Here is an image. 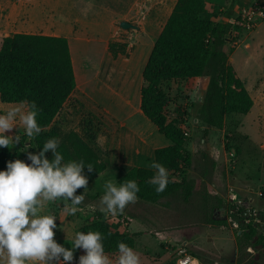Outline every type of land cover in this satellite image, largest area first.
I'll use <instances>...</instances> for the list:
<instances>
[{
	"label": "rangeland",
	"instance_id": "rangeland-1",
	"mask_svg": "<svg viewBox=\"0 0 264 264\" xmlns=\"http://www.w3.org/2000/svg\"><path fill=\"white\" fill-rule=\"evenodd\" d=\"M45 1L50 21L55 18L56 21L70 22L75 18H82L90 25H94L105 23L102 17L104 11L119 13L127 8L132 0ZM13 2L23 5L24 0H0V48L5 37L15 34V27L9 23L8 16L9 4ZM220 9L217 15L232 23L229 62L241 79H245L247 86L252 88L256 76L264 69V15L257 17V23L252 29L237 23L249 12L258 13L260 9L264 10V1L229 0ZM165 19L164 16L161 21L165 23ZM139 21L138 19L133 24L139 26ZM159 26L154 30V34L143 35L138 34L139 30L126 31L117 25L119 33H111L113 37L111 42L126 43L128 48L126 55H119L115 60L131 57L133 61H137L142 50L145 47L149 48L148 44L153 42L152 36L156 40L155 36L161 29V23ZM101 31L98 32L96 27H92L87 33L79 34L82 40L76 42L77 48L75 35L71 38L73 54L75 56L76 53L80 60L83 67L82 75L89 81L87 89L94 96L95 83H91L94 75L101 74V78L104 79L109 68L110 71L117 69L124 72V77L127 78L132 63L125 64L122 60L114 62L111 52L108 53L104 48V39L109 34L108 28L102 27ZM131 35L136 37L133 39ZM131 45H134L133 48ZM102 61L103 70H99L98 64ZM110 61L114 62L111 67ZM259 80H264V77ZM96 83L98 84L97 80ZM208 83L209 77L206 76L194 81L163 84L166 92L175 101V104L168 107L169 115L171 118L175 116L183 119V129L187 134L185 145L193 158V166L188 174L192 182L190 196L177 194L156 204L136 199L126 205L123 212H117L115 215H106L100 211L101 207H106L99 203L104 191V181L112 179L118 183L121 176L131 168L150 167L152 162L146 157H149L156 148L169 146L171 142L143 114H134L123 108L119 111L120 107H114V110L118 111L113 115L104 112L102 108L93 110L79 98H75L74 92L52 127L62 135L76 132L84 137L96 150L100 159L108 164V169L87 185L85 200L77 207L74 215L62 212L61 206L64 202L59 199L45 206V212L54 213L60 219H57L55 229L62 233L58 239L59 243L71 248L69 243L76 230L101 218L120 232L138 234L136 252L140 257V264H175V251L183 246L189 254L198 258L201 264H239L238 260L243 258L244 253L239 251L237 232L225 218L227 211L223 213L218 209L215 197H225L226 202L230 189L234 188L242 197L254 198L256 207L264 210V195L258 196L259 192L264 194V89L261 90L259 82L257 88L252 91L257 103L248 115L230 114L226 117L222 130L212 129L205 135V127L200 121L199 114ZM19 106L21 105L4 103L0 99V114L6 113L9 108ZM22 110H27L26 105ZM126 125L135 133L134 136L130 137ZM14 126L8 134L15 135L20 129L23 135V125L18 117L14 121ZM142 138L149 146H145V158L137 159L133 157V147L135 142H140L139 139ZM34 141L35 138H29L24 141L28 144L27 147L21 144L11 150L38 153ZM232 153L236 154L235 163L234 167L229 169L228 161ZM247 185L254 189V193L246 189ZM83 192L84 190L80 194ZM211 215H215L218 220H226L227 224L215 225L210 220ZM62 227L64 232L61 230ZM260 228H257V231L264 237V226ZM81 254L83 250L77 249L72 264H78ZM253 255L256 258L254 264H264V252L256 251ZM109 258L112 264H116V256Z\"/></svg>",
	"mask_w": 264,
	"mask_h": 264
},
{
	"label": "trees",
	"instance_id": "trees-1",
	"mask_svg": "<svg viewBox=\"0 0 264 264\" xmlns=\"http://www.w3.org/2000/svg\"><path fill=\"white\" fill-rule=\"evenodd\" d=\"M207 13L206 0H178L144 68L140 109L172 144L155 150L154 161L163 164L168 170L169 182L163 192L157 193L156 185L150 182L156 171L151 167H133L119 179L118 183L136 180L140 188L137 199L142 202L156 204L177 194L186 197L190 196L192 190L188 174L193 166V158L185 145L187 134L183 129V119L175 116L171 118L169 115L168 107L175 101L164 89V83H182L209 77L199 114L205 135L212 129L222 130L228 115H248L255 105L245 82L229 62L231 21L224 18L208 19ZM127 48L126 43H109V51L114 58L126 55ZM76 87L71 48L66 37L15 33L3 39L0 48L1 101L15 104L24 100L35 101L40 109L37 120L42 129L34 141L37 152L42 149L46 139L59 138L58 150L65 160L83 159L86 164L94 166L91 173L87 168L84 169L90 184L108 169V164L78 133L62 135L52 127ZM9 147L0 148V170L6 168L8 160H27L26 152H13L11 145ZM46 155L52 159L51 151ZM83 190L82 187L76 192L80 194ZM215 200L218 209L223 206L222 197L217 196ZM246 205L245 202L242 207ZM261 216L264 218V211ZM210 220L215 225L227 224L226 220H218L215 215H211ZM257 228L260 227L249 225L236 231L239 251L244 253L243 258L238 260L239 264L256 262L253 253L258 250L263 239ZM78 230L103 233L105 252L109 256L117 257L116 246L119 241L136 251L137 233L120 232L101 218Z\"/></svg>",
	"mask_w": 264,
	"mask_h": 264
},
{
	"label": "clouds",
	"instance_id": "clouds-1",
	"mask_svg": "<svg viewBox=\"0 0 264 264\" xmlns=\"http://www.w3.org/2000/svg\"><path fill=\"white\" fill-rule=\"evenodd\" d=\"M20 105L0 114V148L10 149L12 145L13 149L21 144L27 147L24 141L34 139L42 130L37 120L40 112L37 103L24 100ZM25 105L27 110H22ZM17 117L23 125V135L20 129L17 134L9 135ZM59 144V138L50 137L44 141L38 153L26 151L27 160H8L6 168L0 170L2 264H27L28 261H36L38 264H72L77 249L83 250L78 264H112L105 252L104 234L100 231H76L69 243L71 248L54 238L59 218L54 213L45 212V206L59 199L64 202L62 212L74 215L88 191L89 178L84 169L87 168L89 173L94 170V166L86 164L83 159L65 160L58 150ZM49 151L52 159L46 155ZM150 167L156 170L150 182L156 185L157 193L163 192L169 182L168 170L156 161ZM82 187L84 192L76 194V190ZM103 189L99 203L106 206L100 208L106 215L123 212L126 205L137 199L140 191L136 180L116 183L108 179L104 181ZM61 230L64 232L63 227ZM116 247V264H140L138 253L128 244L119 241Z\"/></svg>",
	"mask_w": 264,
	"mask_h": 264
},
{
	"label": "crops",
	"instance_id": "crops-1",
	"mask_svg": "<svg viewBox=\"0 0 264 264\" xmlns=\"http://www.w3.org/2000/svg\"><path fill=\"white\" fill-rule=\"evenodd\" d=\"M177 1L178 0H132L129 6L125 9H122L119 13L113 14L107 10L104 11L102 17L105 23H96L94 25H90L85 20H82V18H75L74 21H70V22H64L61 20L56 21L55 18L52 21H50L48 14L46 13L47 11H46L45 0H24L23 5H17L16 2H13L9 4L8 16H9V23L15 27L14 28L15 33L66 37L69 40L73 66L77 81V87L75 89V98H79L81 101L87 104V107L89 106V108H93V110L94 109L98 110L99 108H102L104 112L112 115L114 113H117L116 111H118V110H114V107H120L119 111H121V109L123 108V110L129 109L131 113L134 114H143L140 109L141 89L144 84L143 71L148 62L154 44L156 42L154 36L151 35L153 37L152 40L153 42L151 44H148L149 48L146 49L145 47L142 50L139 59L137 61H133L131 57L126 59L119 58L116 60L113 57L115 63L119 62L120 60H122L125 64L132 62L130 64L131 67L130 75L127 76V78L124 77L125 76L124 72L117 69L116 70L111 69L112 71H110L109 68L107 70L104 79L101 78V74L94 75L92 82L91 81L90 82L95 83V93L98 96L96 95L94 96L87 89L89 85V81H87L86 78L83 77L82 64L80 63V60H78L76 53L75 56L73 54L71 38L73 35H75V48H77L76 42L82 40L78 36L79 34L87 33L89 29H92V27L94 28L96 27V30H98V32H102L101 31L102 27H107L109 34L107 33L108 35L104 39V48L109 53L110 52L109 43L113 38L111 33L112 32H114V34L119 33L117 29V25H120L122 21H129L134 23L138 19L140 20L139 21L140 29L138 34L141 33L143 35L154 34L155 33L154 30L161 23V29L157 32L155 36L158 38L165 23L167 22L168 18L173 12V9ZM206 1L208 4V13L206 15V18L213 20L221 19V17L218 16L217 14L221 10L220 9L221 6L227 3L229 0H206ZM164 16L166 17L165 23L161 21L164 18ZM135 37L136 35H131V38L134 39ZM133 46L134 45H131L130 47L133 48ZM233 58L234 57H232V60H234ZM114 62L110 61L109 66L111 67V65H113ZM98 66H99V70H103L101 69L103 66V61L101 62V64H98ZM260 72L261 73L256 76L252 88H249L247 86V83L244 81L245 79H242L245 82L247 89L249 90L251 96L254 99L255 102L254 106H256L257 102L252 94V91L255 88H257L259 82H261V86H260L261 90L264 89V80L262 81L259 80V78L264 77V69L261 70ZM132 74L134 76H131ZM237 75L239 76L238 72ZM96 80L98 84L96 83ZM194 80H198V79H192L190 81H194ZM126 127L130 131V137L131 135L134 136L135 133L132 132V129H130L128 125H126ZM136 137L138 136L136 135ZM139 140L140 142H135V145L133 147V157L137 159L139 158L143 159L145 158L144 157L145 149L147 146H149V144L143 138ZM155 150L152 151L149 157H146L149 160H151V162L154 161ZM135 167H145V166H135ZM246 189L254 191V189L252 187L250 188L248 185ZM239 196L242 197L241 195ZM224 198H223L224 201L223 206L219 208L220 210L223 211V213H225L227 208ZM244 198H248V197H244ZM225 218H226V213H225ZM234 230L237 231L238 229H234ZM55 233L56 235L54 238L58 241V239L61 238L62 233L61 231H56V230ZM239 233H241V231H239ZM2 261H3V257L0 256V264H2ZM35 262L36 261H28L27 263L34 264Z\"/></svg>",
	"mask_w": 264,
	"mask_h": 264
},
{
	"label": "built area",
	"instance_id": "built-area-1",
	"mask_svg": "<svg viewBox=\"0 0 264 264\" xmlns=\"http://www.w3.org/2000/svg\"><path fill=\"white\" fill-rule=\"evenodd\" d=\"M262 15H264L263 9H260L258 13L249 12L248 15H244L237 24L244 25L247 29H252V27H254L257 23V17ZM235 156V153L231 154V159L228 161L229 169L234 167ZM249 192L254 193L253 190H249ZM263 195L264 194L262 192L258 193L259 197H263ZM245 202L247 204L246 207H242ZM226 205V219L233 229H239L249 225H253L255 227L264 226V218L261 216L262 211L255 206L254 198L240 197L237 191L234 188H231L226 200ZM175 252V264H201L198 258L186 251L184 246L177 249Z\"/></svg>",
	"mask_w": 264,
	"mask_h": 264
},
{
	"label": "water",
	"instance_id": "water-1",
	"mask_svg": "<svg viewBox=\"0 0 264 264\" xmlns=\"http://www.w3.org/2000/svg\"><path fill=\"white\" fill-rule=\"evenodd\" d=\"M120 27L123 29V30H139L140 27L138 25H135L129 21H122L120 23ZM30 163V162H29Z\"/></svg>",
	"mask_w": 264,
	"mask_h": 264
},
{
	"label": "flooded vegetation",
	"instance_id": "flooded-vegetation-1",
	"mask_svg": "<svg viewBox=\"0 0 264 264\" xmlns=\"http://www.w3.org/2000/svg\"><path fill=\"white\" fill-rule=\"evenodd\" d=\"M257 251H262L264 252V237L263 239L261 240V245L258 246V250Z\"/></svg>",
	"mask_w": 264,
	"mask_h": 264
}]
</instances>
